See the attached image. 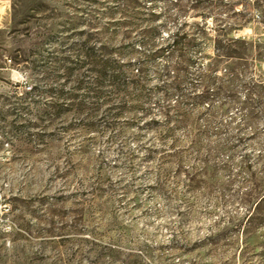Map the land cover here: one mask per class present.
<instances>
[{
	"label": "rangeland",
	"instance_id": "rangeland-1",
	"mask_svg": "<svg viewBox=\"0 0 264 264\" xmlns=\"http://www.w3.org/2000/svg\"><path fill=\"white\" fill-rule=\"evenodd\" d=\"M0 264H264V0H0Z\"/></svg>",
	"mask_w": 264,
	"mask_h": 264
}]
</instances>
